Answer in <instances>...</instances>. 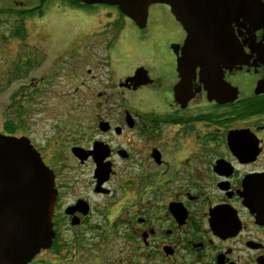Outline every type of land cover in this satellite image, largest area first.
<instances>
[{"label": "flooded vegetation", "instance_id": "flooded-vegetation-1", "mask_svg": "<svg viewBox=\"0 0 264 264\" xmlns=\"http://www.w3.org/2000/svg\"><path fill=\"white\" fill-rule=\"evenodd\" d=\"M241 1L252 17L191 36L160 4L151 28L133 23L144 35L131 46L126 16L90 23L101 4L0 0V94L11 89L0 132L30 140L54 191L50 243L27 264H264V0ZM50 3L89 12L78 51L58 50L50 75L77 67L74 95L93 115L69 126L64 107L51 111L36 138L26 114L49 73L28 92L22 80L47 45H30L22 21L45 18Z\"/></svg>", "mask_w": 264, "mask_h": 264}, {"label": "water", "instance_id": "water-1", "mask_svg": "<svg viewBox=\"0 0 264 264\" xmlns=\"http://www.w3.org/2000/svg\"><path fill=\"white\" fill-rule=\"evenodd\" d=\"M76 1L117 6L138 28L145 27L149 6L165 4L190 36L252 17L241 0ZM53 193L51 171L29 139L0 133V264H27L49 245Z\"/></svg>", "mask_w": 264, "mask_h": 264}, {"label": "rangeland", "instance_id": "rangeland-1", "mask_svg": "<svg viewBox=\"0 0 264 264\" xmlns=\"http://www.w3.org/2000/svg\"><path fill=\"white\" fill-rule=\"evenodd\" d=\"M22 1V0H21ZM26 4H31L32 0H23ZM7 4V3H6ZM5 5V4H4ZM3 5V6H4ZM1 6V5H0ZM71 7V6H70ZM72 8V7H71ZM93 9H91L89 18L93 16V19L90 18V23L95 24V27L102 28V24L105 23V15L104 13L111 12L114 14H119V10L115 6L105 7L104 5H95ZM75 8L67 11H59L56 9L54 3H50V6L45 12V18L37 19L35 22L30 20H23L25 23L24 27L26 31L30 32V45H47L46 48H43L47 52L46 58H36L35 63L29 65L28 70L23 75L22 80V92H28L30 83L29 81L32 78H39L42 75L49 73V77L46 76V82L40 85L41 88L40 95L41 97L35 100V106L32 105V112L30 115L26 114V123L25 130H27L34 137H38L44 131H50V121L51 111H59L61 107L66 109V113L68 115V123L71 125H80V124H88L91 121V117L93 115L92 102L90 101H82L79 95L75 96L74 93L78 89V84H76V70L77 67L71 66L68 69H54L53 74H51V65L52 61H55L57 55L60 51H78V38L81 33L78 32L79 25L83 22L82 18L85 17V14L89 12H82L81 9L79 12L75 11ZM64 12V13H63ZM165 8L160 4H153L148 8V23L151 26V20L154 16H158L160 14H164ZM87 16V15H86ZM99 18V21L97 20ZM41 20H45L44 23H41ZM97 27V29H98ZM123 28V37L129 41L128 43L131 46L140 45L143 41V30H139L133 22L124 18L123 24L121 26ZM151 28V27H150ZM23 29V28H22ZM24 30V29H23ZM145 31V30H144ZM138 49V48H137ZM137 49L133 50V57H137ZM38 52L40 57L43 54L42 50H34ZM58 51V53L56 52ZM121 54V53H119ZM75 55V53H71L69 57ZM101 57H105L102 52ZM105 67L100 66L97 67V72H104ZM69 77V79H66ZM74 77V78H73ZM60 88H65L69 94V96L63 98L53 97V94H56ZM77 88V89H76ZM56 90V91H55ZM11 92L9 89L6 93L0 94V112L4 107V103L7 102V98ZM28 101L23 100V108H25V104ZM28 103L27 106L29 107ZM59 105V106H56ZM45 109V112L43 111ZM2 116L0 115V124L2 120ZM43 119V120H42ZM56 119V118H54Z\"/></svg>", "mask_w": 264, "mask_h": 264}, {"label": "trees", "instance_id": "trees-1", "mask_svg": "<svg viewBox=\"0 0 264 264\" xmlns=\"http://www.w3.org/2000/svg\"><path fill=\"white\" fill-rule=\"evenodd\" d=\"M121 14V13H120ZM14 129V128H13ZM6 130H8L9 133H11L13 130L12 128H6Z\"/></svg>", "mask_w": 264, "mask_h": 264}]
</instances>
